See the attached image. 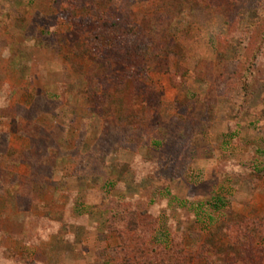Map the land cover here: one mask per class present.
<instances>
[{
    "label": "rangeland",
    "instance_id": "obj_1",
    "mask_svg": "<svg viewBox=\"0 0 264 264\" xmlns=\"http://www.w3.org/2000/svg\"><path fill=\"white\" fill-rule=\"evenodd\" d=\"M0 264H264V0H0Z\"/></svg>",
    "mask_w": 264,
    "mask_h": 264
},
{
    "label": "trees",
    "instance_id": "obj_2",
    "mask_svg": "<svg viewBox=\"0 0 264 264\" xmlns=\"http://www.w3.org/2000/svg\"><path fill=\"white\" fill-rule=\"evenodd\" d=\"M106 27V26H105ZM131 29V28H130ZM109 36V35H108ZM108 40H110V38H108ZM115 44H116V40H114L113 41V44L111 45V52L113 53V54H109L108 56L110 57V58H112V59H114V58H121V59H123L122 57H124V53L126 52L125 50H123L122 48H121V44L119 45V47H117V45L115 46ZM129 47V46H128ZM128 47H127V49H128ZM120 48V49H119ZM141 47H139V46H137V49L139 50ZM160 49H162V47H160ZM147 51V50H149V47H147V46H145V47H143L142 48V51ZM124 51V52H123ZM125 55H127V53H125ZM167 195V196H169V194H170V192L168 191V190H165L164 191V194L163 195ZM169 200H171V199H169ZM253 228H254V226H253Z\"/></svg>",
    "mask_w": 264,
    "mask_h": 264
}]
</instances>
